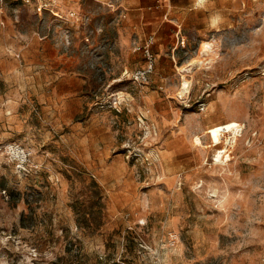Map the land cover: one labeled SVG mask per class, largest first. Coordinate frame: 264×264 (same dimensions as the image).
Listing matches in <instances>:
<instances>
[{
    "label": "rangeland",
    "instance_id": "rangeland-1",
    "mask_svg": "<svg viewBox=\"0 0 264 264\" xmlns=\"http://www.w3.org/2000/svg\"><path fill=\"white\" fill-rule=\"evenodd\" d=\"M56 1L0 3V264H264V0H158L146 85L139 4Z\"/></svg>",
    "mask_w": 264,
    "mask_h": 264
},
{
    "label": "crops",
    "instance_id": "crops-1",
    "mask_svg": "<svg viewBox=\"0 0 264 264\" xmlns=\"http://www.w3.org/2000/svg\"><path fill=\"white\" fill-rule=\"evenodd\" d=\"M142 0H129L130 3L139 4V8L134 10L131 14H129V21L130 24L132 25L134 32L137 34L139 37V41H142V39H146L150 36H153L155 38V44H154V51L156 52H164L165 49V44H166V39L167 35L163 34L164 29H169L170 30V38L173 40V46L176 44V40L178 41L179 44H181V48L183 49H191V40L192 38L189 36V40H187V36H181V28L182 24L178 20V22L174 20H169V19H164L163 16H159L155 12H151L153 9V6L155 3L158 2V0H147L149 4L142 6L141 5ZM157 7V6H156ZM192 13H189V15ZM186 16V14H184ZM191 26H187L186 28H190ZM36 36V35H35ZM33 37L32 39L29 40L30 44L33 43L35 46L41 47V38L38 37ZM29 44V45H30ZM164 44V45H163ZM178 47H175V50ZM58 67L63 68L61 65ZM62 71V70H61ZM65 74V72H64ZM62 72L59 73V75H55L54 79V84L56 83L58 85H61V83H65L68 78V76H63ZM39 82H41V77H37ZM34 80V78H33ZM30 82H32V79H30ZM57 87V86H56ZM55 91V97L54 101L56 103V106L58 105V101H64L63 104H61V107L67 106L68 104V99L70 98H63L59 97ZM41 101V99H40ZM78 102V101H77ZM80 113L79 110L74 115H70V118H75L78 114Z\"/></svg>",
    "mask_w": 264,
    "mask_h": 264
},
{
    "label": "built area",
    "instance_id": "built-area-1",
    "mask_svg": "<svg viewBox=\"0 0 264 264\" xmlns=\"http://www.w3.org/2000/svg\"><path fill=\"white\" fill-rule=\"evenodd\" d=\"M5 0H0L3 3ZM24 5L31 6L34 11H36L40 16L41 12L50 11L55 18L58 20H63V15L57 10L56 0H18ZM76 13H71L70 17H75ZM155 38L150 36L143 41H138L135 43L134 52H140L143 54L145 59V64L143 67L136 69L131 74V79L134 83L139 85H146L150 82L151 76L154 74L156 68V57L152 51V46L154 45ZM0 151L8 155L12 162L16 164L17 167L25 169L31 163L32 153L23 147L19 143H9L6 145H0Z\"/></svg>",
    "mask_w": 264,
    "mask_h": 264
},
{
    "label": "bare ground",
    "instance_id": "bare-ground-1",
    "mask_svg": "<svg viewBox=\"0 0 264 264\" xmlns=\"http://www.w3.org/2000/svg\"><path fill=\"white\" fill-rule=\"evenodd\" d=\"M203 49L206 50V51H207L208 49H210V44H209L208 42H205V43L203 44ZM187 89H188V83L185 81V82L183 83V87L181 88L180 95H181V94L184 95L185 92H188Z\"/></svg>",
    "mask_w": 264,
    "mask_h": 264
}]
</instances>
